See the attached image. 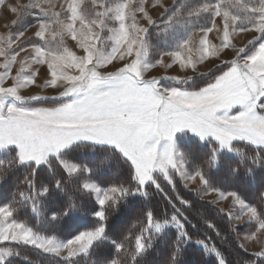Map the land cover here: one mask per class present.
<instances>
[{
    "label": "snow or ice",
    "instance_id": "obj_1",
    "mask_svg": "<svg viewBox=\"0 0 264 264\" xmlns=\"http://www.w3.org/2000/svg\"><path fill=\"white\" fill-rule=\"evenodd\" d=\"M147 3L17 0L7 5L15 17L13 28H21L31 18L34 24L28 27L36 30L31 37L25 36L27 27L0 34V185L10 173L24 169L5 195L7 202L0 204V264H13L20 246L78 264L77 257L109 244L116 256L99 264H142L162 239L171 243V264H182L180 257L189 244L213 255V264H229L212 237L200 231L203 226L219 236L216 225L199 214L196 223L190 221L185 213L192 202L178 193L169 195L162 187L165 183L175 192V177L185 182V188L199 181L192 190L197 195L231 198L240 210L235 220H244L239 248L247 252L248 242L259 245L251 253L253 259L243 264H264V192L258 207L237 190L215 186L239 177L242 169L249 175L256 168L264 170V0H172L171 6L156 0L152 7L159 4L163 9L159 21ZM151 28L171 48L161 52L155 63L149 58ZM250 32L257 35L237 48L233 37ZM209 33L216 34L218 44L212 43ZM65 36L83 54L73 51ZM229 48L236 49L234 56L221 59ZM165 57L171 58L168 68L179 64L181 70L197 73V65L214 57L227 70L193 88L188 82L194 76L146 78L145 73L163 65ZM114 61L120 64L115 70H99ZM33 65H47L42 87L62 90L51 96L23 95V89L37 82L39 69ZM210 73L212 68L199 74ZM162 80L179 83L165 86ZM238 143L252 148L254 154L249 156L235 146ZM84 146L101 154L97 168L104 159L127 165V179L108 184L93 167L75 162L77 150ZM153 188L170 206V214L164 208L157 218V209L141 208L144 220L132 225L139 226L138 233L110 237V211L130 198L148 197V189ZM93 196L96 222L66 240L15 218L19 207H30L43 229L80 212L82 201ZM49 205L54 208L47 214ZM226 215L233 218L232 212ZM173 228L175 232L168 236Z\"/></svg>",
    "mask_w": 264,
    "mask_h": 264
},
{
    "label": "trees",
    "instance_id": "obj_2",
    "mask_svg": "<svg viewBox=\"0 0 264 264\" xmlns=\"http://www.w3.org/2000/svg\"><path fill=\"white\" fill-rule=\"evenodd\" d=\"M157 29H150V40L156 36ZM161 39V38H160ZM213 74L210 73V75ZM210 77V76H205ZM189 139V138H185ZM236 147L241 148L249 156L253 155V150L250 147H246L243 143H238ZM200 151H206L201 149ZM78 159L75 162L88 164L94 168V172L97 175L103 176L107 179L108 184L116 183L127 179V165L122 162H116L109 159H104L103 165L99 168L96 165L101 160V154L90 146H84L77 150L76 153ZM264 155V153H262ZM199 162V161H198ZM24 169H19L10 173L5 180V183L0 185V204L7 202L4 198L5 195L13 190V186L17 179L21 177ZM123 173V175H121ZM66 175V174H65ZM95 178V177H93ZM83 179V177H82ZM177 187L175 192H172L170 186L162 183V187L169 195L175 196L177 193L192 202L193 207L186 211L189 220L196 223L197 214L202 218H207L216 225V230L220 235L217 236L215 231L209 230L206 227L201 226L200 231L208 236L212 237V242L216 247L225 255L229 264H243V261L253 259L251 251L245 252L240 249L238 243L241 242L240 234L242 233L243 226H238L233 219H229L226 215L228 211L220 212L221 209L217 204H210L208 201H212L203 198L202 195H197L190 188L184 187V181H180L178 177H175ZM264 182V170L256 168L253 170V174H247L243 169L240 176L237 178H230L224 185L216 183L215 186L223 187L224 190H237L242 198L250 204L257 205L259 207L261 203V192L264 189L261 188V183ZM102 186H108L107 184ZM148 197H134L130 198L126 204H122L117 210L110 211L107 220L108 235L112 238H123L131 231L133 236L139 232V226L132 228V225L137 219L144 220L141 216V208L148 209L153 208L158 210L157 218H161L159 212H162L164 208H169L163 196L157 193L154 188L148 189ZM69 194H71V186L69 187ZM66 198V197H65ZM84 207L80 212L73 214L71 217L62 218L60 221L47 225L41 229V225L38 223V217L32 212L30 207H19L15 214V218L27 223L29 226L38 230H42L43 234L55 235L58 238L66 240L71 235L76 234L79 230H84L85 227L91 226L96 222L95 217L91 211L95 198L90 197L88 200L82 201ZM179 206V204H178ZM54 208V205H49V212ZM146 222V220H145ZM245 231V228H244ZM175 232L173 228L168 236H171ZM239 233V235H237ZM196 238V237H194ZM199 238H203L202 236ZM131 243V241H129ZM104 250L97 249L89 256L77 257L78 264H99L105 259L115 258V250L111 245H104ZM107 250V254L106 251ZM17 251L20 252V256L14 258L13 264H66V262L54 255L44 254L39 250H36L28 246L17 247ZM171 243H165V240H159L149 253L142 258V264H171L170 260ZM24 257H27L25 259ZM182 264H213L214 256L207 254L200 246L195 244H189L182 253Z\"/></svg>",
    "mask_w": 264,
    "mask_h": 264
},
{
    "label": "rangeland",
    "instance_id": "obj_3",
    "mask_svg": "<svg viewBox=\"0 0 264 264\" xmlns=\"http://www.w3.org/2000/svg\"><path fill=\"white\" fill-rule=\"evenodd\" d=\"M20 3H27V0H19ZM182 0H177V3H181ZM17 3V0H4V3L0 5V34L2 33H7L10 29L12 31H18V30H23L24 27H27V31L25 33L26 37H31L33 36V33L35 32L36 28L35 27H28L29 24H34V20L29 18L25 24L21 28H13L11 25L12 19H14V14L11 13L8 10L7 5L8 4H15ZM156 3V0H148L147 7L154 19L159 21L160 19V12L163 11V9L159 6V4H156L155 7H152L153 4ZM162 3L167 6L172 5V0H162ZM219 23V20L217 21ZM141 23H146V21L141 20ZM203 23V21H201ZM7 25V27H6ZM210 26V25H209ZM156 29V28H152ZM107 33H105L106 35ZM254 35H257L255 32H250V33H244V34H238L233 37V43L236 45L237 48L245 45L249 39H251ZM196 40L199 39V34L196 35L195 37ZM209 39L212 41V43H219V40L216 37L215 33H209ZM35 42V38H33V41ZM65 42L67 45L73 49L78 55L83 54L82 50L78 49L75 47V42L72 41L69 37L65 36ZM151 44L153 45L152 48L149 50V58L150 62L155 63L156 60L160 58V53L163 51H169L171 50L170 47H166L163 43V38H157L155 36L150 40ZM171 44L172 41H169ZM251 47V46H249ZM236 49H225L224 52L221 53V59L224 60H229L234 56ZM22 56L24 55L23 53L21 54ZM165 63L163 65H157L155 68L150 69L148 72L145 73L146 78H150L151 76H158V77H163V76H180V77H186V76H194L193 81L188 82V87L193 88V87H199L203 86L206 82H210L214 75H219L221 71L227 70L226 67L223 64H220V60L215 59L214 57H210L209 59L205 60L202 64L197 65V73H193L191 69L187 70H181L179 67V64H173L171 68L166 67L168 63H171V58L170 57H165L164 58ZM219 65L218 68H213V65ZM120 66L119 61H114L112 65H108L106 68H101L99 69L100 71H112L115 70V67ZM19 67L17 64L13 68V72H15L16 68ZM39 69V72L36 77V84L29 86L27 89L22 90L23 95H36L39 94L41 96H51L56 94L58 91L62 89H51V88H45L42 87L44 79L46 78V71H47V65H33V69ZM209 68H212L213 74L208 75L210 77H205L200 75L199 73L207 71ZM162 83L165 86H176L179 82L177 81H168V80H162ZM49 106V105H45ZM190 138V137H186ZM185 183V182H184ZM199 181L196 183H192L189 185L188 188L190 189H195L198 185ZM203 198L209 199V200H217L215 204H217L221 209L224 211L232 212L233 214V220L234 222L242 227L244 224V220L237 221L235 220V216L240 215V210L239 206H233L231 198H228L227 200H218L216 193H211L209 195H203L201 194ZM246 220V217L244 218ZM242 233L240 234V239L242 241L243 239V233H244V228H242ZM58 238V237H57ZM60 240H63L61 238H58ZM264 239V237H262ZM246 247L249 251L253 252L256 250H259V245L256 244L254 241L248 242L246 244Z\"/></svg>",
    "mask_w": 264,
    "mask_h": 264
}]
</instances>
